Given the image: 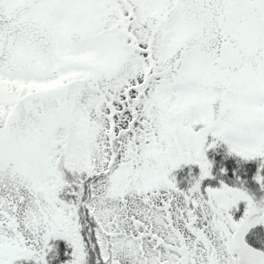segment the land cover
Instances as JSON below:
<instances>
[{
  "label": "snow or ice",
  "instance_id": "1",
  "mask_svg": "<svg viewBox=\"0 0 264 264\" xmlns=\"http://www.w3.org/2000/svg\"><path fill=\"white\" fill-rule=\"evenodd\" d=\"M0 264H264V0H0Z\"/></svg>",
  "mask_w": 264,
  "mask_h": 264
}]
</instances>
